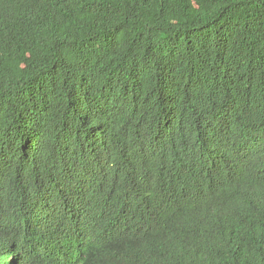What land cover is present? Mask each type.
<instances>
[{
  "label": "trees",
  "instance_id": "1",
  "mask_svg": "<svg viewBox=\"0 0 264 264\" xmlns=\"http://www.w3.org/2000/svg\"><path fill=\"white\" fill-rule=\"evenodd\" d=\"M0 264H264V0H0Z\"/></svg>",
  "mask_w": 264,
  "mask_h": 264
}]
</instances>
